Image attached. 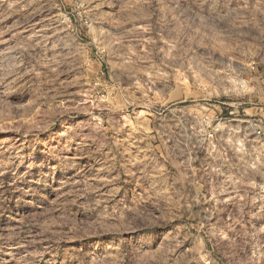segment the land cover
I'll use <instances>...</instances> for the list:
<instances>
[{"label": "rangeland", "instance_id": "374dc122", "mask_svg": "<svg viewBox=\"0 0 264 264\" xmlns=\"http://www.w3.org/2000/svg\"><path fill=\"white\" fill-rule=\"evenodd\" d=\"M260 130L264 0H0V264H264Z\"/></svg>", "mask_w": 264, "mask_h": 264}, {"label": "built area", "instance_id": "2783aa9c", "mask_svg": "<svg viewBox=\"0 0 264 264\" xmlns=\"http://www.w3.org/2000/svg\"><path fill=\"white\" fill-rule=\"evenodd\" d=\"M214 130L216 131L217 130V126L214 128ZM262 133L264 135V132L263 131H258V134ZM212 135V134H211ZM214 135V134H213ZM263 147H264V141H263Z\"/></svg>", "mask_w": 264, "mask_h": 264}]
</instances>
